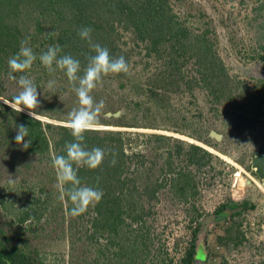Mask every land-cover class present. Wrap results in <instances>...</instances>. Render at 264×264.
Wrapping results in <instances>:
<instances>
[{"label": "rangeland", "instance_id": "rangeland-1", "mask_svg": "<svg viewBox=\"0 0 264 264\" xmlns=\"http://www.w3.org/2000/svg\"><path fill=\"white\" fill-rule=\"evenodd\" d=\"M256 3V0H187L183 5L173 3L179 20L190 28L194 29L207 20L209 25L214 26L212 40L216 44L215 52L222 59L231 78L229 84L240 79L252 85L254 79L264 78V60L244 59L236 55L233 46L234 42L241 45L246 43L252 36L247 21ZM32 28L33 24L29 27L30 32ZM133 35L131 31L120 28L113 36L129 50V71L104 75L91 93L97 102H104V108L92 128L125 131L124 138L128 136L131 140L126 146L128 151L141 154L147 163V166L140 165L138 168V190H142L144 181L150 187H155L151 198L148 192L139 197L140 204L148 210L146 221L151 225L152 236L147 243L149 256L145 257L144 252L137 249L132 264H165L167 261L162 262L161 258L166 255L162 253H168V257L174 260L178 259L192 239L194 228L198 230L195 241L197 246L203 243L205 249H208V252H204L201 248V252H198L204 261L207 258L205 264H221L225 261L228 264H264V189L258 184V176L250 170L252 157L260 144H264V111L252 115L245 113L244 109L236 110V103H226V98L223 102L227 105L215 102L202 87L203 82L197 79L195 65L190 62L182 64L180 71L174 70V75L183 76L179 87L169 86L170 75L168 81L163 79L164 76L156 77L161 72L169 73V66L164 62L168 60L165 48L163 59L154 56L149 58L144 42H137ZM35 68L27 72L32 79L36 73ZM51 73L47 70L43 74L40 80L42 85L39 82L40 106L30 111L44 122L67 126V114L79 107L78 97L69 80L70 85L68 82L63 84L60 75L54 76ZM4 79L6 93L18 94L21 90L18 81L11 82L8 75ZM49 80L55 81L51 90L47 87ZM189 81L192 85L196 83L193 90L188 89ZM160 82L163 98L150 97L148 89L153 86L152 83ZM120 83H124L123 86H118ZM233 87L235 94L242 96L240 89ZM250 97L248 95V99ZM0 100L8 104L10 102L1 96ZM48 105L55 107L50 111ZM116 110H120L121 115L115 119L109 116L107 119L134 126L113 128L99 122L108 111ZM38 111L42 114L36 113ZM41 111L46 112V115ZM24 112L28 113L27 110ZM199 128L205 133L202 137L216 150L186 133L196 134ZM211 130L221 133V139L211 137ZM5 135L0 133V199L4 195V201H0V239L36 250L43 264H126L127 257H119L117 247L112 245L107 247L105 253H98L96 247L99 244L105 245V239H99V244L89 242L87 245L86 238L92 232L88 220L93 211L89 206V211L79 216L68 214L67 203L61 199L62 188L52 165L54 152L49 156H29L31 158H21L18 154L17 159H13V153L15 155L20 145L17 148H12L10 142L3 145L1 141ZM158 135L184 140L185 146L195 142L215 153L208 160L202 159L201 164L208 165L207 176L201 177L202 184L201 178L190 176L186 171H175L171 162L172 155L171 158L167 157L171 163L162 157V153L166 155L168 149H172L173 138L161 139L157 138ZM242 170L250 176L242 174V178L239 177ZM236 171L235 181L240 179L239 189L236 195H232L231 182ZM216 172L221 177L220 186H216L215 179H210ZM161 174L166 179L160 180ZM168 181L170 186L166 191L163 182ZM38 197L43 207H46L41 209L40 219L17 223L16 211L26 208L32 199ZM230 200L254 203L255 208L246 210L240 216H232L231 209L227 210L224 217L216 216L214 211L217 207ZM132 227L136 229L137 225L133 224ZM229 234L235 238L228 239ZM240 234L241 242L236 243V235Z\"/></svg>", "mask_w": 264, "mask_h": 264}, {"label": "trees", "instance_id": "trees-1", "mask_svg": "<svg viewBox=\"0 0 264 264\" xmlns=\"http://www.w3.org/2000/svg\"><path fill=\"white\" fill-rule=\"evenodd\" d=\"M186 1L0 0V96L9 101L14 96L6 93L3 83L4 76L8 75L10 77L8 60L18 52L21 41L27 39L29 45L33 47L37 54L46 50L49 45L59 44L64 53L72 54L81 60L82 66H86V54L90 55L93 52L89 43L78 36V31L82 26H90L93 29L92 41L107 47L114 57L124 56L128 64L129 50H126L118 40L113 38L120 28L124 31H131L137 42H144L149 58L154 56L163 59L162 52L165 48L168 60L164 62L166 66H169V73L163 74L161 72L156 77L163 78L164 76L163 79L168 81L167 78L170 75L171 79L168 82L171 87L178 88L180 80L183 78L181 75H178V77L174 75V70L180 71L182 64L190 62L195 65L198 73L197 79L203 82L202 87L207 90L215 102L224 105H227V102H234L236 103V110L244 109L245 113L249 112L252 115L263 112L264 78L254 79L252 85L240 79L234 81L233 84H229L231 78H229L222 59L215 52L214 46L216 44L212 40L214 26L209 25V20H207L192 29L177 17L173 3L183 5ZM256 2V5L252 8V15L249 16L247 21V28L252 36L246 43L241 45L234 42L233 46L236 48V55L244 59L255 60L260 58L264 60V0H256ZM187 14L192 16L190 13ZM31 24H33V31L30 32L29 27ZM241 39L245 40L244 38ZM32 68H35L34 71H36L33 80L39 88V82H41L40 80L47 69L40 65L38 60ZM51 74H54V76L60 75L63 84L68 82V78L60 70H56ZM177 74L179 73L177 72ZM16 75L19 76L21 73H16ZM10 80L12 82L13 79ZM188 83V89L193 90L196 83L194 82L193 85L191 81ZM68 84L70 85L69 82ZM123 84L120 83L118 86H123ZM152 84L153 86L148 89L151 93L150 97L162 99L161 82ZM232 87L240 89L242 96L236 95ZM248 95H251L252 98L248 99ZM224 98L227 99L226 103L223 102ZM54 107L55 105L47 106L50 111ZM36 113L42 114L39 111ZM44 113L46 115V112ZM121 113L120 110L108 111L105 116L106 119H100L99 122L110 127L134 126L107 119L109 116L115 119ZM19 124L29 127L27 139L30 146L27 149H24L22 144H17L15 140L17 134L15 126ZM201 130L199 128V132L197 131L196 134L184 132L193 138L207 142L202 137L205 133H202ZM124 132L121 130L114 131L113 129H89L85 133L87 147H100L104 149L105 156L98 168L79 167L78 174L82 183L97 186L104 193L98 203L90 205L93 213L88 221L92 232L86 238L87 245L89 246V242L99 244V239H105V242H107L105 245L99 244L96 247L98 253H105L107 247L112 245L114 248L117 247L119 257H127L126 264H132L135 259L134 251L137 249L144 252L145 257L149 256V245L147 243L152 236L151 225L146 221L148 210H145L144 206L140 204L139 197H142L141 195L144 192H148V197L151 198L154 196L155 187H150L149 183L144 181L143 186L139 185L142 186V190H138V184L136 183L140 176L138 168L140 165L145 166L147 163L146 160L142 159L141 154L133 153L132 150L128 151L126 146L131 140L128 136H125L126 139L124 138ZM0 133L6 134L1 141L3 145H6V142H10L12 148L13 146L17 148V145H20V148L15 151V155L13 153V159H17L18 154L21 158H31L29 156L36 154L49 156L53 152L54 156L62 154L65 151V144L73 139L68 125L44 122L42 119L32 117L24 111L13 110L8 103L1 100ZM157 138H173L171 141L172 149L169 148L166 155L162 153L165 158H171L172 155L171 159H173L174 154L180 155L187 152L189 162L199 164L202 159L206 158L208 160V157L213 156L209 151L194 143L185 146L184 140L176 137L158 135ZM171 159H168V162L173 164ZM149 189L151 190L149 191ZM3 197L4 195H1V202L4 201ZM65 201L67 203L66 210L68 211L71 203L66 198ZM43 206V202L40 201L39 197L32 199L26 208L16 211V222L23 223L28 219L32 221L39 220L42 215L41 209L46 208ZM253 208H255L254 203L247 201L237 203L230 200L227 203H221L214 212L216 216L224 217L227 215V210L231 209L232 216H240L246 210ZM133 224L137 225L136 229H133ZM197 231V228L193 229L192 239L184 249L181 257L174 260L172 257H168V253H162L166 255V258L162 257L161 261H167L165 264H192L198 249L195 242ZM236 237L238 239L236 243L241 242V234L236 235ZM227 238L233 240L235 237L229 234ZM37 253L36 250H29L24 245L10 244L0 239V264H43ZM221 264L228 263L225 261Z\"/></svg>", "mask_w": 264, "mask_h": 264}, {"label": "clouds", "instance_id": "clouds-1", "mask_svg": "<svg viewBox=\"0 0 264 264\" xmlns=\"http://www.w3.org/2000/svg\"><path fill=\"white\" fill-rule=\"evenodd\" d=\"M92 31L93 29L90 26H82L78 31V36L89 43L93 52L90 55L86 54V66H82L81 60L72 54L64 53L59 44L49 45L46 50L37 54L33 47L29 45L27 39L21 41L18 52L8 60L9 75L13 80L18 81L21 89L9 102L10 107L15 111L23 112L27 110L28 114L34 117V113L30 109H36L40 106L39 96L41 91L34 80L27 75L28 70L32 68L37 60L49 72L62 71L73 84V91L79 102V107L74 108L67 114L68 126L71 129L73 139L65 144L64 153L55 155L52 159V165L56 170L57 178L62 188L61 199L66 198L71 203L68 209L70 216L83 214L90 205L98 203L104 195L103 190L99 187L82 183L78 174L79 167L87 169L98 168L105 156L104 149L100 147L89 148L85 143V133L97 123L98 114L104 108V102L102 100L97 102L91 93L104 75L109 73H127L129 71V64L124 56L114 57L110 54L107 47L92 41ZM16 73H21V75L17 76ZM54 84L55 81L49 80L47 83L48 89H53ZM15 128L17 129L15 136L17 144H22L23 148L27 149L30 146L27 139L29 127L19 124ZM193 139L211 146L202 139ZM189 143H194L209 151L198 143ZM211 147L214 148L213 145ZM209 152L212 155L215 154L211 151ZM201 163L199 165L202 166ZM250 170L254 173L251 168ZM257 180L261 184L259 177H257ZM261 186L264 189L262 184Z\"/></svg>", "mask_w": 264, "mask_h": 264}, {"label": "built area", "instance_id": "built-area-1", "mask_svg": "<svg viewBox=\"0 0 264 264\" xmlns=\"http://www.w3.org/2000/svg\"><path fill=\"white\" fill-rule=\"evenodd\" d=\"M163 155H162V157H165V155L164 156ZM172 161H173V169L175 171H184V172L186 171L187 173L190 174V176L193 175L194 177L196 176V178H199V179L202 176H207L208 165L204 163L201 166V165H199L197 163H190L189 162V155L186 152H183L180 155L174 154ZM240 172H241V174L239 175V177H241V178H242V174H246V175L250 176L247 172H245V170H242ZM217 174H218V172H216V174L214 176L212 174L211 177H210V175L208 173V176L210 177V179H212V180L215 179L216 180V182H217L216 186H220L221 185L220 184L221 177H220V175H217ZM236 174H237V171L235 172V175L233 176V178H232L233 180L231 182L232 183V188H233V189H231L232 190V195H236L237 191L239 189L238 188V184H239L240 179H238V182L235 181L236 180ZM202 178H201V184L203 183ZM250 178H251V180H253L255 182L254 178H252V177H250ZM159 179L163 180V179H166V178H164L162 176V174H161V175H159ZM209 182H211V180ZM196 183H197V181H196ZM163 184H164L163 186L165 187V190L167 191L169 189V186H170V181H168V183L167 182H163ZM211 184L215 185L213 182ZM258 184L261 187V184L259 182H258ZM198 188L200 190V187H198Z\"/></svg>", "mask_w": 264, "mask_h": 264}, {"label": "water", "instance_id": "water-1", "mask_svg": "<svg viewBox=\"0 0 264 264\" xmlns=\"http://www.w3.org/2000/svg\"><path fill=\"white\" fill-rule=\"evenodd\" d=\"M109 114V113H108ZM118 112L116 113V115ZM210 135L219 139L221 138V134L217 133L215 131H211ZM251 169L254 171V173L262 180L261 184L264 186V153L256 154L251 159ZM198 252H201V247H198L197 249V255L195 256V260L192 264H204V260L202 256H198ZM201 255V253H200Z\"/></svg>", "mask_w": 264, "mask_h": 264}, {"label": "flooded vegetation", "instance_id": "flooded-vegetation-1", "mask_svg": "<svg viewBox=\"0 0 264 264\" xmlns=\"http://www.w3.org/2000/svg\"><path fill=\"white\" fill-rule=\"evenodd\" d=\"M259 153H264V144H260L259 148L256 150V153L254 155L259 154ZM260 181H262V180L260 179ZM205 242H206V240H205ZM199 247H201L204 252H208V249H205V245H203V243H202V246L200 245ZM196 255H197V253H196ZM206 255H208V253H206ZM206 261H207V258L205 259L204 264L206 263Z\"/></svg>", "mask_w": 264, "mask_h": 264}]
</instances>
